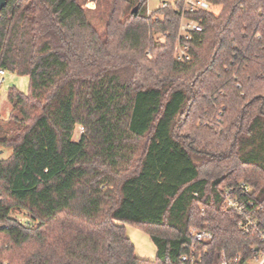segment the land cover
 I'll list each match as a JSON object with an SVG mask.
<instances>
[{
    "label": "trees",
    "instance_id": "16d2710c",
    "mask_svg": "<svg viewBox=\"0 0 264 264\" xmlns=\"http://www.w3.org/2000/svg\"><path fill=\"white\" fill-rule=\"evenodd\" d=\"M87 1L8 0L0 16V71L30 81L27 94L9 90L0 118V146L13 150L0 160V264L257 262L264 0H208L219 14H188L203 31L184 64V0L157 19L148 0H104L105 38ZM231 189L254 203L257 230L225 206ZM127 225L150 236L154 260L136 257ZM192 228L213 238L196 243Z\"/></svg>",
    "mask_w": 264,
    "mask_h": 264
},
{
    "label": "built area",
    "instance_id": "2783aa9c",
    "mask_svg": "<svg viewBox=\"0 0 264 264\" xmlns=\"http://www.w3.org/2000/svg\"><path fill=\"white\" fill-rule=\"evenodd\" d=\"M176 8L177 0H161L160 8L158 10H165L167 8ZM213 5L208 0H184L183 9H181L182 21L179 27V40L174 49V60L177 63L184 64L191 60L190 46L189 42L193 39V36L197 33L203 31L202 24L194 19L188 18V14H196L200 12H211ZM155 13V12H154ZM159 18V16H154V19ZM5 71H0V77L5 75ZM3 79H1V82ZM83 131V129H82ZM242 193L250 191V187L242 183L241 184ZM225 206L236 212L237 216L241 218V227L246 232L251 229L257 230L255 221V212L257 211L253 202L244 201L234 190H228L224 193ZM262 210V208H260ZM260 235L264 240V233L260 232ZM190 237L196 243H203L210 241L213 235L209 231H201L195 228L190 230ZM182 261L187 264H195L194 257H183ZM222 264H228L223 262ZM255 264H264V254L260 259L255 262Z\"/></svg>",
    "mask_w": 264,
    "mask_h": 264
},
{
    "label": "rangeland",
    "instance_id": "374dc122",
    "mask_svg": "<svg viewBox=\"0 0 264 264\" xmlns=\"http://www.w3.org/2000/svg\"><path fill=\"white\" fill-rule=\"evenodd\" d=\"M101 1V7L97 5L94 1H87L85 8L89 10L88 17L91 23L94 25L96 30L99 32L102 38H105L106 33V22H107V9L105 4ZM161 0H148V13L150 15H156L158 9L160 8ZM221 8L213 6L211 12L214 14H219ZM156 14H155V13ZM159 39H163L161 36ZM1 79L3 81L1 82ZM29 78L21 77L16 74L6 72L4 76L0 77V118L7 119L11 113L12 106L8 100V92L11 88L15 87L19 91L27 94L29 92ZM82 128L77 127L74 133V141H79ZM13 153V150L10 148H3L0 146V160H7ZM15 216L22 222H28L26 216L23 213H16ZM126 234L131 239L135 246L136 257L141 259L153 260L156 258L157 249L152 242L150 236L142 230L134 228L132 226H126ZM255 264V263H253Z\"/></svg>",
    "mask_w": 264,
    "mask_h": 264
},
{
    "label": "water",
    "instance_id": "95a60500",
    "mask_svg": "<svg viewBox=\"0 0 264 264\" xmlns=\"http://www.w3.org/2000/svg\"><path fill=\"white\" fill-rule=\"evenodd\" d=\"M7 3H8V0H0V16H1L2 11L7 6Z\"/></svg>",
    "mask_w": 264,
    "mask_h": 264
},
{
    "label": "crops",
    "instance_id": "0c3cea01",
    "mask_svg": "<svg viewBox=\"0 0 264 264\" xmlns=\"http://www.w3.org/2000/svg\"><path fill=\"white\" fill-rule=\"evenodd\" d=\"M154 260V259H153Z\"/></svg>",
    "mask_w": 264,
    "mask_h": 264
}]
</instances>
